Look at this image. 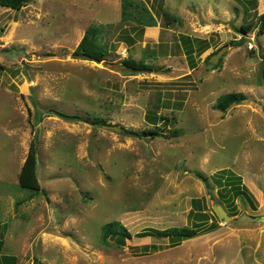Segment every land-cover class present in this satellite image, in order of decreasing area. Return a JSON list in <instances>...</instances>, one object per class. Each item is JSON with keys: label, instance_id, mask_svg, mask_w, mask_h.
Wrapping results in <instances>:
<instances>
[{"label": "rangeland", "instance_id": "1", "mask_svg": "<svg viewBox=\"0 0 264 264\" xmlns=\"http://www.w3.org/2000/svg\"><path fill=\"white\" fill-rule=\"evenodd\" d=\"M133 1L145 6L154 27L122 22V0L0 7L3 255L17 264H264V34L258 33L264 0ZM251 23L244 35L242 26ZM92 26L105 30L109 54L101 63L75 56ZM185 41L193 44L192 56ZM127 57L146 59L155 70L120 68ZM232 92L246 100L226 113L215 110L218 98ZM150 113L170 122L154 126ZM90 118L106 123L93 126ZM155 127L156 138L126 133ZM175 129L180 134L172 138ZM32 141L45 193L19 183ZM223 170L241 178L251 201L228 205L215 183ZM218 204L230 221L218 218ZM113 221L132 234L123 247L100 241L102 226ZM196 223L204 231L181 242L137 236Z\"/></svg>", "mask_w": 264, "mask_h": 264}, {"label": "trees", "instance_id": "2", "mask_svg": "<svg viewBox=\"0 0 264 264\" xmlns=\"http://www.w3.org/2000/svg\"><path fill=\"white\" fill-rule=\"evenodd\" d=\"M31 0H0V7L8 8L15 11H20L22 8L27 6ZM250 4L255 5L254 0L248 1ZM138 12L140 16L135 15ZM167 16V14H166ZM169 16V15H168ZM122 22L126 21H135L138 25L144 30L146 27H154L155 20L152 16L149 15V11L145 8V6H141L135 3L133 0H122ZM258 33L259 35L264 34V16L260 17L258 20ZM253 29V25L247 24L242 26L241 32L244 35L250 33ZM105 41V30L101 27L92 26L90 27L81 42L79 43L75 56L83 55L85 59L95 62L101 63L105 60V58L109 54V47ZM191 41V40H190ZM190 41L184 42V49L189 56H192L195 53L193 44ZM242 41L232 42V46H240L242 45ZM209 46L206 45L204 51L208 50ZM255 54V53H254ZM152 56V54H150ZM264 58V57H263ZM192 62V59H190ZM123 66L126 67L127 70H133L135 72H153L155 69L152 64L147 63L146 59L143 60H135L132 57H127L123 60ZM193 64V63H192ZM262 79L264 80V70L262 72ZM246 100V96L241 92H232L225 94L218 98L216 104L214 105L215 110L226 113L227 110L235 105L242 104ZM91 119V118H90ZM88 119V122L93 126H100L101 124H105L106 121L103 118H94ZM149 122L156 126L160 122L166 121L169 123L170 119L168 117H164L162 115H157V113H150L148 115ZM175 123V121H174ZM168 127V126H167ZM129 136L142 138L144 136H153L156 138L159 136L158 129L155 127L153 129H146L143 132L139 131H126ZM172 138H177L179 136V131L175 129L171 132ZM38 143L37 141H32L30 144V148L28 151V155L24 161V164L21 168V172L19 174V183L23 189L32 190L36 193H45L42 190L41 185L39 183L37 177V164H38ZM222 172V173H221ZM217 177L215 183L219 188H221L225 193H222V198L227 200V203L230 207H235V200L238 198H245L250 200L249 195L245 189L241 188V178L235 175L230 170L221 171ZM226 176L229 177V181H224ZM197 177L201 179L207 186L213 188L210 185L208 178L204 176L202 173H197ZM228 189V191H227ZM251 201V200H250ZM194 205H197V201H194ZM198 219L205 220L206 215L203 213H197ZM200 220V221H202ZM202 225L196 223L195 226L189 227H169L167 229H148L140 234L138 237L147 238V237H165L170 239L172 242H181L182 240H187L197 236L200 232L204 231ZM210 232V231H208ZM131 232L119 221L109 222L102 226L100 232V241L104 246H111L112 240L116 243L117 247H123L126 243L127 239L131 238ZM4 240L2 237L0 238V264H17V258L14 256H4Z\"/></svg>", "mask_w": 264, "mask_h": 264}, {"label": "water", "instance_id": "3", "mask_svg": "<svg viewBox=\"0 0 264 264\" xmlns=\"http://www.w3.org/2000/svg\"><path fill=\"white\" fill-rule=\"evenodd\" d=\"M227 47H224L223 49H221L215 56H213L212 58H210V63L213 65H216L221 57V55L226 51ZM262 55L264 56V52H262ZM76 57H84L83 55H79ZM108 67H114L115 69H119L118 65H114V64H108ZM120 68L122 69H126L125 66H120ZM54 115L60 119L66 120V121H82V118L80 117H74V116H68L65 114H62L60 112H55ZM102 127L106 130H113L117 133H120L123 131L122 128L118 127V126H113V125H102ZM244 207V205H243ZM214 211L217 214L218 218L221 219L222 221L226 222V221H230L231 217H229V215L227 214V212L225 211V209L221 206V205H215L214 206Z\"/></svg>", "mask_w": 264, "mask_h": 264}, {"label": "crops", "instance_id": "4", "mask_svg": "<svg viewBox=\"0 0 264 264\" xmlns=\"http://www.w3.org/2000/svg\"><path fill=\"white\" fill-rule=\"evenodd\" d=\"M25 161V160H24ZM24 163V162H23ZM23 165V164H22Z\"/></svg>", "mask_w": 264, "mask_h": 264}]
</instances>
